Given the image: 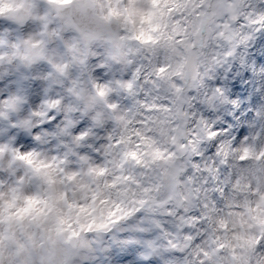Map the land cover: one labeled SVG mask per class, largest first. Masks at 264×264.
I'll return each instance as SVG.
<instances>
[{"label": "clouds", "instance_id": "clouds-1", "mask_svg": "<svg viewBox=\"0 0 264 264\" xmlns=\"http://www.w3.org/2000/svg\"><path fill=\"white\" fill-rule=\"evenodd\" d=\"M0 264H264V0H0Z\"/></svg>", "mask_w": 264, "mask_h": 264}]
</instances>
